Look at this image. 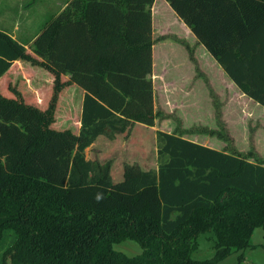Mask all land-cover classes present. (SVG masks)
I'll use <instances>...</instances> for the list:
<instances>
[{
  "label": "trees",
  "instance_id": "1",
  "mask_svg": "<svg viewBox=\"0 0 264 264\" xmlns=\"http://www.w3.org/2000/svg\"><path fill=\"white\" fill-rule=\"evenodd\" d=\"M154 1L68 0L45 18L31 52L0 30V81L19 62L53 79L46 109L18 91L0 93V264H218L264 231V161L251 152L156 131V168L124 163L115 181L111 160L85 158L102 137L130 138L135 125L154 127L160 116ZM165 1L229 81L264 108V0ZM70 86L84 91L77 132L53 128ZM207 233L213 257L193 259ZM125 241L141 253L114 249Z\"/></svg>",
  "mask_w": 264,
  "mask_h": 264
},
{
  "label": "rangeland",
  "instance_id": "2",
  "mask_svg": "<svg viewBox=\"0 0 264 264\" xmlns=\"http://www.w3.org/2000/svg\"><path fill=\"white\" fill-rule=\"evenodd\" d=\"M63 1L0 0V29L26 45L27 51L31 52L30 44L40 32L45 18L50 11L59 10ZM156 19L159 24H155L152 34V82L154 109L160 116L155 126L150 128L137 124L130 138L120 136L110 141L102 137L84 151L85 158L100 162L111 160L115 181L121 179L124 163L138 164L143 169L156 168L155 132L161 131L177 133L186 140L218 151L251 152L264 161V108L243 95L229 81L203 46L190 45L180 35L181 25L173 22L175 17L171 8L165 11L158 9ZM7 75L0 81L2 95L16 97L14 92L18 91L29 104L47 108L53 94V80L50 81L48 72L19 62ZM46 77L48 79L42 84ZM66 79L64 77L63 80ZM81 100L82 92L75 87L60 93L54 129L79 130ZM211 131L214 134H210ZM114 249L129 257L142 251L132 241L115 245ZM214 252L213 234L207 233L198 238V248L192 258L209 259ZM218 264H264L263 229L254 230L251 248L232 253Z\"/></svg>",
  "mask_w": 264,
  "mask_h": 264
},
{
  "label": "crops",
  "instance_id": "3",
  "mask_svg": "<svg viewBox=\"0 0 264 264\" xmlns=\"http://www.w3.org/2000/svg\"><path fill=\"white\" fill-rule=\"evenodd\" d=\"M67 2H68V0H64L61 3L62 6L59 8V10H57L55 12L50 11V14L59 13L60 11L64 10L65 7L67 6ZM158 5H159V8L158 9H160V11H165V9H169L170 10L169 5H168V3L165 0H155L154 1L153 5H152V8H151V11H152V34H153V29H155V24H159V20L156 19V11L158 10L156 7H158ZM171 11H172V9H171ZM172 13H173V16L175 17V20H173V22L176 23V24H178L179 26L181 25L179 27V33H180V35H182V37H184L188 41V43L190 45H192V43H193V45L202 46L201 44L198 43L196 37L191 32V30L184 24V22L180 18H178L173 11H172ZM163 25H167V24H163ZM167 26H169V25H167ZM170 26H172V24ZM0 30H2V29H0ZM2 31H4V30H2ZM4 32H6V31H4ZM153 47H154V45H153ZM152 59H153V50H152ZM153 65H154V61H153ZM47 79L48 78H46L44 81L46 82ZM49 79H51L50 81L53 80L52 78H49ZM72 87L73 88L75 87V89H79L77 86H70L68 88H72ZM79 91L82 92V100H81V103H80V106H79V112L81 114V107H82V101H83V97H84V91H82L81 89H79ZM78 122H79V127H80V119H79ZM93 145H95V144H93ZM200 145H203V144H200ZM203 146H206V145H203Z\"/></svg>",
  "mask_w": 264,
  "mask_h": 264
}]
</instances>
